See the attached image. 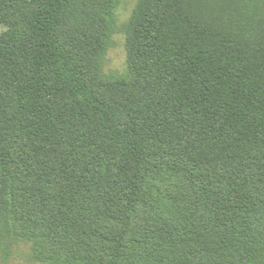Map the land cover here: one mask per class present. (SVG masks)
<instances>
[{
  "label": "trees",
  "instance_id": "trees-1",
  "mask_svg": "<svg viewBox=\"0 0 264 264\" xmlns=\"http://www.w3.org/2000/svg\"><path fill=\"white\" fill-rule=\"evenodd\" d=\"M118 1L0 0V251L264 264V0H140L109 80Z\"/></svg>",
  "mask_w": 264,
  "mask_h": 264
},
{
  "label": "rangeland",
  "instance_id": "rangeland-1",
  "mask_svg": "<svg viewBox=\"0 0 264 264\" xmlns=\"http://www.w3.org/2000/svg\"><path fill=\"white\" fill-rule=\"evenodd\" d=\"M140 0H119L115 9V27L110 48L101 66V73L109 80L127 77L129 69L128 34L134 11ZM1 31V30H0ZM8 242V240H6ZM11 247L8 257L0 251V264H50L43 261L35 252V243L18 240Z\"/></svg>",
  "mask_w": 264,
  "mask_h": 264
}]
</instances>
